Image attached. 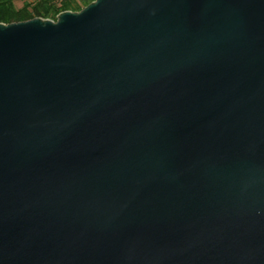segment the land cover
Masks as SVG:
<instances>
[{
    "label": "water",
    "instance_id": "95a60500",
    "mask_svg": "<svg viewBox=\"0 0 264 264\" xmlns=\"http://www.w3.org/2000/svg\"><path fill=\"white\" fill-rule=\"evenodd\" d=\"M0 264H264V0L0 24Z\"/></svg>",
    "mask_w": 264,
    "mask_h": 264
},
{
    "label": "trees",
    "instance_id": "16d2710c",
    "mask_svg": "<svg viewBox=\"0 0 264 264\" xmlns=\"http://www.w3.org/2000/svg\"><path fill=\"white\" fill-rule=\"evenodd\" d=\"M17 1L23 3L17 7ZM97 0H0V24L27 22L34 19L58 21L66 12L79 13Z\"/></svg>",
    "mask_w": 264,
    "mask_h": 264
},
{
    "label": "rangeland",
    "instance_id": "374dc122",
    "mask_svg": "<svg viewBox=\"0 0 264 264\" xmlns=\"http://www.w3.org/2000/svg\"><path fill=\"white\" fill-rule=\"evenodd\" d=\"M16 3H17V7H19V8L23 6V3L20 1H17Z\"/></svg>",
    "mask_w": 264,
    "mask_h": 264
}]
</instances>
